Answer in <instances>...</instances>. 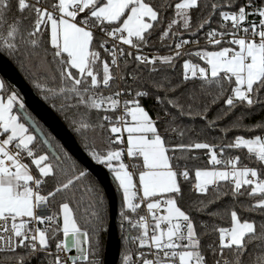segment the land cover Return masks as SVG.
<instances>
[{"label":"snow or ice","instance_id":"6c2138e0","mask_svg":"<svg viewBox=\"0 0 264 264\" xmlns=\"http://www.w3.org/2000/svg\"><path fill=\"white\" fill-rule=\"evenodd\" d=\"M12 8L0 0V53L26 70L43 53L35 89L121 192L123 264H264V119L248 123L264 113V0H15L20 20ZM213 131L219 143L199 139ZM196 152L207 167L189 168ZM185 185L195 212L223 208L230 226L198 232ZM78 191L90 196L83 223ZM104 208L90 172L0 79V264H101Z\"/></svg>","mask_w":264,"mask_h":264},{"label":"trees","instance_id":"16d2710c","mask_svg":"<svg viewBox=\"0 0 264 264\" xmlns=\"http://www.w3.org/2000/svg\"><path fill=\"white\" fill-rule=\"evenodd\" d=\"M13 3V8L10 11L9 15V19H15V20H20V16L18 14V12L15 9V0H12ZM25 24L28 23V21H24ZM17 68V70L20 72V74L22 75V77L26 80V82L33 88V90L37 93V95L41 98V94L39 93V91L37 89H35L34 85H33V79L32 77H36L38 79H43L44 78V73L46 71H48V69L41 65L38 64V61L42 59L43 57V53H40L37 56H34L31 59V62L27 64V68L29 70H26L24 67H21L20 62L13 58L8 56L7 54L3 53ZM1 77V76H0ZM5 84L10 87L13 88L9 83H7L4 80ZM14 89V88H13ZM42 99V98H41ZM43 100V99H42ZM44 101V100H43ZM49 107H51V109L55 112V114L61 119V121L71 130V132L73 133V135L75 136L77 142L79 143V145L81 146V148L86 152L83 144L84 142L81 140V137L79 135H77L74 130L73 127L71 125V123H69V121L67 119H65L63 113L58 112L55 108H53L49 102L44 101ZM207 102V101H205ZM218 106H214L213 110L211 112L208 113L209 118H213L215 115V108ZM261 119H264V113L261 114H257L255 115L252 120H249L248 123H253L255 121H259ZM40 122V121H39ZM182 123L184 124H189L192 125L197 132L200 131L201 128L204 127V121L196 118L194 121L191 119H184L182 121ZM227 123V121H221L220 122V126L224 127L225 124ZM40 124L44 127L45 131L49 132L50 134H52L41 122ZM244 134L246 136H250L251 133H241ZM53 135V134H52ZM90 136H95V142L97 144H101V140H100V136L98 133H90ZM234 134L233 133H229L228 139L231 140L232 136ZM54 136V135H53ZM193 138L195 137V134H193ZM215 138V140H214ZM199 139L201 140H207L208 142H220V133L218 131H213V132H209L207 135H201L199 137ZM56 141L62 145L59 140L56 139ZM102 146V145H101ZM65 149V148H64ZM66 150V149H65ZM67 151V150H66ZM68 152V151H67ZM69 153V152H68ZM87 153V152H86ZM231 155H240L242 157L241 163L243 164H247L248 166H255V164L248 159V155L246 153V151H238V152H232L230 153ZM69 155H71L69 153ZM193 155H197L199 156L198 160H189L188 161V165L190 169H194L195 167H207V156L203 153V152H196L193 153ZM72 156V155H71ZM72 158L74 160H76L73 156ZM76 162L78 164H80L77 160ZM81 165V164H80ZM82 166V165H81ZM83 167V166H82ZM139 171V170H138ZM91 177L93 178L94 182H95V187L97 189V191L99 192V194L103 197L104 202H105V208H104V227H105V231L101 234L100 236V253L98 255V259L101 261V264H103V260H104V253H105V247H106V242H107V237H108V228H109V222H110V207H109V202H108V198L106 196V193L103 189V187L101 186L100 182L94 177V175L92 173ZM89 182L85 181L83 182L82 185L78 186L79 188H83L84 185H87ZM113 185L115 187L116 190V194H117V198H118V218H117V227H118V231H119V235L122 239L121 242V250H120V257H119V261L118 264H123V257L126 253V251L129 249V244L126 243V238L129 234V229H128V225L126 222L123 223L122 225V220H121V216H120V211H121V207H122V196H121V192L116 188L115 183L113 182ZM188 185H185V197L184 199L180 202L181 207L186 210L189 211L193 214L194 219L197 221V226H198V232H203L204 229L200 228V224L201 223H207L209 225V229L208 231H211L212 226H216V227H220V226H224V227H229L230 226V218L227 215L226 211H223V208L221 210V214L218 217H213V218H209L207 216V214L205 213H197L195 212V206H196V202L201 199L200 197H198L195 193H189L187 191L188 189ZM77 197L79 198V206H76V202H73V208H74V214L76 215V217L78 218V220L80 221V223L84 222V219L90 218V213L92 211V209L89 207V199L90 196L87 192L81 193V192H77ZM62 198L58 197L56 201H53L52 203V208L53 211H57L58 205L60 203ZM140 214L142 215V211L140 210ZM244 218L246 219H258V217L253 216V215H245ZM62 223V221H61ZM214 237V234H213ZM205 240H208L212 237H203ZM132 249L135 251V246L132 245L131 246ZM261 247V245L259 243L256 244V248L257 250H259ZM32 264H38V261L33 260Z\"/></svg>","mask_w":264,"mask_h":264},{"label":"water","instance_id":"95a60500","mask_svg":"<svg viewBox=\"0 0 264 264\" xmlns=\"http://www.w3.org/2000/svg\"><path fill=\"white\" fill-rule=\"evenodd\" d=\"M0 76L24 99L30 112L55 136L63 147L100 182L110 207V222L103 264H118L122 239L117 227L118 198L107 169L95 164L81 148L71 130L26 82L15 65L0 53Z\"/></svg>","mask_w":264,"mask_h":264},{"label":"built area","instance_id":"2783aa9c","mask_svg":"<svg viewBox=\"0 0 264 264\" xmlns=\"http://www.w3.org/2000/svg\"><path fill=\"white\" fill-rule=\"evenodd\" d=\"M202 43H203V41H202ZM136 171H138V169H136ZM140 210L142 211V215H147L145 207L142 206ZM52 212H54L53 208L50 207L49 210L47 212L43 213V214H51ZM149 223H151V221H149ZM72 254L73 255L75 254V250H73Z\"/></svg>","mask_w":264,"mask_h":264},{"label":"crops","instance_id":"0c3cea01","mask_svg":"<svg viewBox=\"0 0 264 264\" xmlns=\"http://www.w3.org/2000/svg\"><path fill=\"white\" fill-rule=\"evenodd\" d=\"M0 79H2L1 77H0ZM3 80V79H2Z\"/></svg>","mask_w":264,"mask_h":264}]
</instances>
